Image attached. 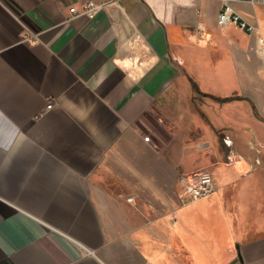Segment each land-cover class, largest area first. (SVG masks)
Instances as JSON below:
<instances>
[{"label": "crops", "instance_id": "obj_1", "mask_svg": "<svg viewBox=\"0 0 264 264\" xmlns=\"http://www.w3.org/2000/svg\"><path fill=\"white\" fill-rule=\"evenodd\" d=\"M87 1L0 0V264H264V229L241 234L219 189L192 200L178 178L204 144L261 164L264 4L232 1L249 33L218 24L222 0L68 19ZM241 127L259 133L250 160Z\"/></svg>", "mask_w": 264, "mask_h": 264}, {"label": "rangeland", "instance_id": "obj_2", "mask_svg": "<svg viewBox=\"0 0 264 264\" xmlns=\"http://www.w3.org/2000/svg\"><path fill=\"white\" fill-rule=\"evenodd\" d=\"M199 97H204V100H206V103L210 106L214 104L210 97H205L202 94L198 95V98ZM197 102L198 101H196V103ZM236 133L237 135L239 134V136H244V139L240 138L237 141L239 151L243 155V160H250L254 153L251 150L248 141L251 136L259 135L258 131L252 130L250 127H241L236 130ZM204 146L205 149L200 153L198 158L199 163L192 167L191 171L205 169L209 170L217 177L216 171L218 168L226 171H230L231 169H234L235 171L237 170V178L233 179L232 182H229L224 189L221 188L220 182L218 181V195L222 197L228 214L232 216L234 225L240 230L241 234L249 235L259 229H264V199H255L256 201L253 202L251 200L252 198L249 199L250 196L244 192L242 187V183L252 176H254L252 180H248L249 182L248 184H245V186H248L249 189H254L256 184H260L264 187V145H260L261 151L256 152L261 157V164L253 169H257L253 173L251 168L252 164L250 163L251 161H248V165L245 162V164H241L238 167H232L226 164L225 161H227L226 156H228V151L225 150V147L222 146L221 142L215 146H209L208 144H204L203 147ZM216 179L218 180V178ZM256 179L258 180L257 183ZM260 192L259 195H264L262 190H260Z\"/></svg>", "mask_w": 264, "mask_h": 264}, {"label": "built area", "instance_id": "obj_3", "mask_svg": "<svg viewBox=\"0 0 264 264\" xmlns=\"http://www.w3.org/2000/svg\"><path fill=\"white\" fill-rule=\"evenodd\" d=\"M114 0H88L80 8L76 6L70 7V16L68 19H73L80 16H87L90 19H93L97 16L98 12L109 2ZM223 7L218 14V24L220 26H226L233 24L239 28L249 32L257 33V26L250 23L245 19L239 12H237L232 6L233 0H222ZM258 2L264 4V0H258ZM36 35H27L26 39L34 37ZM258 40L260 43H263V38L259 35ZM51 104L47 108H51ZM226 142L229 144L228 137ZM229 162L233 163L237 160V155L235 152H230L228 155ZM179 183L182 187V194H187L191 197L192 200L203 199L209 197L218 191L219 185L215 180L212 172L209 170H197L194 172H184L180 171L179 173ZM129 200H132L133 197H128Z\"/></svg>", "mask_w": 264, "mask_h": 264}, {"label": "trees", "instance_id": "obj_4", "mask_svg": "<svg viewBox=\"0 0 264 264\" xmlns=\"http://www.w3.org/2000/svg\"><path fill=\"white\" fill-rule=\"evenodd\" d=\"M214 99L216 100H219L221 102H224V101H229L231 99H233V97H225V98H221V97H213Z\"/></svg>", "mask_w": 264, "mask_h": 264}]
</instances>
